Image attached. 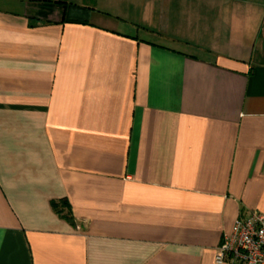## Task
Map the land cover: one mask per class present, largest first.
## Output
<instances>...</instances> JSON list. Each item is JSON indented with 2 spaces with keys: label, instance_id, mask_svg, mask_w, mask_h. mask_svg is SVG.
<instances>
[{
  "label": "crops",
  "instance_id": "crops-1",
  "mask_svg": "<svg viewBox=\"0 0 264 264\" xmlns=\"http://www.w3.org/2000/svg\"><path fill=\"white\" fill-rule=\"evenodd\" d=\"M251 211L264 0H0V264H217Z\"/></svg>",
  "mask_w": 264,
  "mask_h": 264
},
{
  "label": "built area",
  "instance_id": "built-area-1",
  "mask_svg": "<svg viewBox=\"0 0 264 264\" xmlns=\"http://www.w3.org/2000/svg\"><path fill=\"white\" fill-rule=\"evenodd\" d=\"M217 264H264V213L240 215L229 235L216 248Z\"/></svg>",
  "mask_w": 264,
  "mask_h": 264
},
{
  "label": "trees",
  "instance_id": "trees-1",
  "mask_svg": "<svg viewBox=\"0 0 264 264\" xmlns=\"http://www.w3.org/2000/svg\"><path fill=\"white\" fill-rule=\"evenodd\" d=\"M52 204H53L54 207H57V203L53 202Z\"/></svg>",
  "mask_w": 264,
  "mask_h": 264
},
{
  "label": "rangeland",
  "instance_id": "rangeland-1",
  "mask_svg": "<svg viewBox=\"0 0 264 264\" xmlns=\"http://www.w3.org/2000/svg\"><path fill=\"white\" fill-rule=\"evenodd\" d=\"M127 22V21H126ZM127 24H128V22H127Z\"/></svg>",
  "mask_w": 264,
  "mask_h": 264
}]
</instances>
